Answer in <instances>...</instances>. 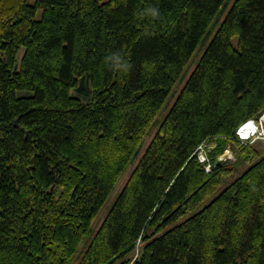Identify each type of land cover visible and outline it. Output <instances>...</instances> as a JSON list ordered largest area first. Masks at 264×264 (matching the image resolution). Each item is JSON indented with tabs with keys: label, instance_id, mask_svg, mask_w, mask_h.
<instances>
[{
	"label": "trees",
	"instance_id": "trees-1",
	"mask_svg": "<svg viewBox=\"0 0 264 264\" xmlns=\"http://www.w3.org/2000/svg\"><path fill=\"white\" fill-rule=\"evenodd\" d=\"M228 4L0 0V264H264V156L237 134L264 112V0L234 1L93 234Z\"/></svg>",
	"mask_w": 264,
	"mask_h": 264
},
{
	"label": "rangeland",
	"instance_id": "rangeland-1",
	"mask_svg": "<svg viewBox=\"0 0 264 264\" xmlns=\"http://www.w3.org/2000/svg\"><path fill=\"white\" fill-rule=\"evenodd\" d=\"M234 1L235 0H229L228 7L223 12H221V14H219L217 19L214 21V24L211 27L210 34L207 36L204 43L201 46H199L197 52L195 53V55L191 59L190 63L188 64L187 68L183 72V75L181 76V78L178 80V82L174 86L171 94L169 95L164 106L162 107L161 111L159 112V114L155 120L154 126L151 128L149 134L145 138L144 145L142 147L140 154L137 157H135L131 161V163L128 165L127 169L125 170V172L121 176L120 180L118 181L115 189L111 193L109 199L107 200V202L102 207L99 214L97 215V217L94 221V224H93V234L96 233V231L100 228V226L104 222V220L107 217L109 211L111 210L113 204L115 203L116 199L120 195V192L122 191L124 185L126 184L128 179L130 178V176H131L132 172L134 171V169L136 168V166L139 164L141 158L143 157L144 153L146 152V150H147L148 146L150 145V143L152 142L153 138L158 133L160 126L164 122L165 118L167 117L168 113L170 112V109L172 108V106L176 102L178 96L182 92V90H183L186 82L190 78L191 74L193 73V71L197 67L202 55L204 54V52L208 46V44L210 43L212 38L215 36V34H216V32L220 26V23L224 20V18L228 14L230 8L234 4ZM30 2L34 3L35 0H30ZM40 15H41V12L39 11L38 16H40ZM23 52H24V49H22L19 53V57H18L19 62L22 59V56L24 54ZM263 114H264V112H263ZM261 117H259V119ZM251 143H253V145L257 148V150L259 152V156H264V136L263 135L259 136L258 134H256L250 140H241V144H251ZM216 146H217L216 141H211L210 143L204 145L202 147V149H200V152H199L200 159H207L208 148H214ZM220 158L224 159L223 162L228 163L227 164L228 167L236 169L233 173H231L230 178L237 177L241 172H243L247 167H249L252 164V162H250V163L245 162L244 163L241 156H239L238 151L235 150L231 145L227 146V148L225 149V153L223 155H221ZM208 167H209V169H211L210 165H208L206 168H208ZM90 240H91V238H87L85 240V242L82 244L81 252H84L86 250ZM78 260L79 259H77L76 262Z\"/></svg>",
	"mask_w": 264,
	"mask_h": 264
},
{
	"label": "built area",
	"instance_id": "built-area-1",
	"mask_svg": "<svg viewBox=\"0 0 264 264\" xmlns=\"http://www.w3.org/2000/svg\"><path fill=\"white\" fill-rule=\"evenodd\" d=\"M262 116H263V115H262ZM254 121H255L256 123L258 122V121L255 119V120H253V121H249L248 123H250V122H254ZM261 121H262V117L260 118V122H261ZM248 123H246V124H244V125H241L240 128H239L238 131H237V132L239 133V135H240V139H241V140H245V138H246L245 136H247V135H244V134L242 133V129H243ZM256 128H257V125H256L255 128H254L253 130H251L248 134H249V135H252V134L254 133V131H255ZM200 148L202 149V147H200ZM201 160H202V161H205L206 159H201ZM207 169L210 170L209 167H208Z\"/></svg>",
	"mask_w": 264,
	"mask_h": 264
},
{
	"label": "bare ground",
	"instance_id": "bare-ground-1",
	"mask_svg": "<svg viewBox=\"0 0 264 264\" xmlns=\"http://www.w3.org/2000/svg\"><path fill=\"white\" fill-rule=\"evenodd\" d=\"M262 123H264V114L262 116ZM257 125V123L254 121V122H250L248 123L243 129H242V133L244 135H247L251 130H253L255 128V126ZM240 128V127H239ZM238 128V129H239ZM238 131V130H237ZM238 136H239V133L237 132ZM240 138V137H239Z\"/></svg>",
	"mask_w": 264,
	"mask_h": 264
},
{
	"label": "water",
	"instance_id": "water-1",
	"mask_svg": "<svg viewBox=\"0 0 264 264\" xmlns=\"http://www.w3.org/2000/svg\"><path fill=\"white\" fill-rule=\"evenodd\" d=\"M223 160H224L223 158H219V160H218V164L222 163Z\"/></svg>",
	"mask_w": 264,
	"mask_h": 264
}]
</instances>
